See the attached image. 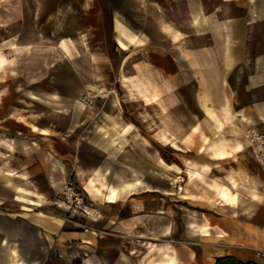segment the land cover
<instances>
[{
  "label": "crops",
  "instance_id": "obj_1",
  "mask_svg": "<svg viewBox=\"0 0 264 264\" xmlns=\"http://www.w3.org/2000/svg\"><path fill=\"white\" fill-rule=\"evenodd\" d=\"M118 1L113 9L110 0H92L84 12L86 28L108 52L116 44L131 49L149 37L143 28L135 31L133 21L137 3L146 0ZM43 4L46 19L57 13L49 10L54 0ZM146 13L151 17L137 23L143 27L151 20L154 44L161 43L163 33L164 51L155 60L163 61L165 77L181 86V114L192 109L183 93H193L195 109L212 126L219 119L229 129L257 125L264 132V0H151ZM32 36L28 29L25 38ZM174 42L179 57L172 53ZM11 61L0 52V73ZM73 65L58 69L48 84L43 75L34 76L29 100L20 98L23 106L8 108L0 118L11 122L10 128L19 126L0 136V264H140L138 240L145 234L139 233V192L150 193L151 182L161 184L159 190L170 198L180 193L190 201L187 190L197 197L211 191L212 201L202 202L203 214L190 221L199 238L192 253L171 243V221L150 213V231L160 241H147L146 264H216L224 255L264 264L259 253L264 167L242 150L247 139L176 135L168 144L178 155L166 159L159 149L151 151V137L138 131L136 137L125 136L119 112L106 111L101 120L96 117L101 108L94 113L77 99L85 92L79 79L92 75L83 74L76 60ZM111 105L121 107L117 95ZM165 125L177 134L169 122ZM201 125L199 119L196 126ZM214 174L221 180L231 175L238 184L220 183ZM70 177L85 189L90 215L63 202L60 190ZM211 181L217 186L208 188Z\"/></svg>",
  "mask_w": 264,
  "mask_h": 264
},
{
  "label": "rangeland",
  "instance_id": "obj_2",
  "mask_svg": "<svg viewBox=\"0 0 264 264\" xmlns=\"http://www.w3.org/2000/svg\"><path fill=\"white\" fill-rule=\"evenodd\" d=\"M91 2L92 0H54V5L49 10L58 11L46 19L48 13L44 12L43 0H0V52L12 60L11 65H7L0 73V118L7 115L8 108L16 110L23 106V102L18 101L20 98L31 97L35 83L34 76L43 75V83L48 84L51 76L55 75L58 69L66 66L72 69L73 60H76L83 74L92 75L90 78L79 79L78 84L81 85L79 87L84 88L85 92L78 95L77 99L92 106L94 113L101 108L100 112L96 113V117L101 120H104L103 114L106 111L119 112L127 127L123 132L124 135L136 137L138 131L144 137H151V151L159 149L166 159L169 153L178 155L177 151L168 144L170 139L177 137L176 135L196 137V133H200V137L246 139L245 129L250 125L243 127L242 130H234L215 118L217 124L212 126L211 121L202 118L201 113L195 109L193 93L188 95L183 93L184 98H188V107L192 109H188L187 112L183 110L181 114L179 110L181 86L178 81L173 83L170 77H165L164 62L155 60V55L164 51L163 33L160 34L161 43L154 44L151 42L149 26L151 20L149 25L145 23L143 27L137 23L141 19L147 20L151 17L146 13L149 8L151 10V0H146L143 4L137 3L139 13L135 16L137 19L133 20L135 31L143 28V32H148L149 37L145 42L128 50H123L116 44L109 52L106 45L101 46L99 38L91 36V32L86 28L88 15L84 12L88 11ZM110 2L114 9L119 1L110 0ZM125 20L131 21L126 18ZM28 29L34 31V36L26 39ZM12 44L16 47L11 48ZM172 46L173 55L179 57L180 45L174 42ZM34 56L40 60L31 63L29 59ZM150 58L151 66L147 64ZM172 65L179 69L181 63L175 62ZM132 80L135 82L132 83ZM187 81L189 85L193 83L191 78ZM116 95L120 98L121 107L111 105ZM42 96L50 98L49 94ZM199 119L203 121V125L196 126ZM165 121L177 129V134L166 127ZM181 121L185 123L182 126ZM10 123L0 122V136L8 133L10 129L19 130L17 124L8 127ZM254 126L259 128L257 125ZM242 150L251 153L252 158L260 163L248 140ZM213 177L231 187L238 184L231 175L225 176V180H221L215 174ZM184 183L185 176L182 180V184ZM214 185L217 186V183L211 181L206 186L211 188ZM160 188L161 184L151 182L150 193L139 192V233L145 234L144 238L140 237L138 240L140 264H146L142 251L145 250L147 241H160L158 234L150 231L154 229V223L147 219L150 213L152 217L160 216L171 221L173 226L171 243L177 249L182 246L192 253L199 238L196 237V226L190 221H195L197 214H203L202 202L212 201V197L207 196L211 191H205L203 197H197L187 190L185 194L190 196L188 201L183 199L184 196H180V193H175L170 198L159 190ZM146 193H149V197L143 200L142 196ZM187 229L193 230V233ZM128 242L130 244L131 241ZM125 249L128 251V248Z\"/></svg>",
  "mask_w": 264,
  "mask_h": 264
},
{
  "label": "built area",
  "instance_id": "obj_3",
  "mask_svg": "<svg viewBox=\"0 0 264 264\" xmlns=\"http://www.w3.org/2000/svg\"><path fill=\"white\" fill-rule=\"evenodd\" d=\"M245 137L253 147L257 159L264 167V132L256 126L250 125L245 129ZM63 202L72 209H76L84 214L90 215L93 208L87 197L85 189L74 178H68L60 190ZM259 253L264 258V249H259Z\"/></svg>",
  "mask_w": 264,
  "mask_h": 264
},
{
  "label": "trees",
  "instance_id": "obj_4",
  "mask_svg": "<svg viewBox=\"0 0 264 264\" xmlns=\"http://www.w3.org/2000/svg\"><path fill=\"white\" fill-rule=\"evenodd\" d=\"M216 264H259L254 260L243 261L234 255H224L217 259Z\"/></svg>",
  "mask_w": 264,
  "mask_h": 264
}]
</instances>
